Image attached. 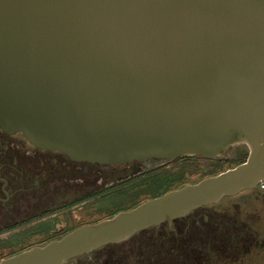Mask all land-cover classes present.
Listing matches in <instances>:
<instances>
[{
    "label": "water",
    "instance_id": "95a60500",
    "mask_svg": "<svg viewBox=\"0 0 264 264\" xmlns=\"http://www.w3.org/2000/svg\"><path fill=\"white\" fill-rule=\"evenodd\" d=\"M0 128L75 161L161 160L131 175L248 150L231 169L0 264H65L254 190L264 181V0H0Z\"/></svg>",
    "mask_w": 264,
    "mask_h": 264
},
{
    "label": "flooded vegetation",
    "instance_id": "af4514ba",
    "mask_svg": "<svg viewBox=\"0 0 264 264\" xmlns=\"http://www.w3.org/2000/svg\"><path fill=\"white\" fill-rule=\"evenodd\" d=\"M236 146L233 157L238 159L245 153L243 163L247 147ZM158 161L129 164L148 166ZM115 166L122 165L75 161L59 151L31 145L21 133L0 128V261L152 199L132 206L138 189L135 197L129 198L123 186H132L131 179L107 184V171ZM180 183L169 184L167 192L194 184ZM244 193L264 198V191L258 188L237 195ZM113 197L126 199L127 205L121 209L108 207L106 202ZM230 198L201 206L169 226L161 223L149 227L65 264H243L246 257L264 249V238L260 240L258 232L250 227L247 215L246 220L238 217Z\"/></svg>",
    "mask_w": 264,
    "mask_h": 264
},
{
    "label": "rangeland",
    "instance_id": "374dc122",
    "mask_svg": "<svg viewBox=\"0 0 264 264\" xmlns=\"http://www.w3.org/2000/svg\"><path fill=\"white\" fill-rule=\"evenodd\" d=\"M242 148V146H240ZM237 146L230 147L227 151V155H220L216 158L205 159V158H188L187 160L175 159L172 161H165L154 165L152 168L143 170L136 174L131 175L135 170L138 169L139 164H128L122 166H115L108 169L106 176L107 184L115 183V181H127L131 179V185H123L124 189H127L128 197H135V192H138V200H145L150 198V196L156 195L172 183L176 186L181 178V183H196L200 180L211 177V175L231 169L237 164L243 161V158L234 156ZM136 178V179H134ZM134 182V183H133ZM137 185V186H136ZM136 189V190H135ZM132 190L133 193L131 192ZM132 193V194H131ZM230 205H234L236 210L239 212L238 217L246 220V215L248 216V221L250 227L258 232L259 239L264 238V198L255 199L248 193L240 194L229 199ZM229 200H224L223 202H229ZM106 205L108 207L113 206L118 209L125 207L127 201L124 198L113 197L107 200ZM238 207V209H237ZM245 215V216H244ZM264 264V249L259 252L256 256H251L245 258L243 264Z\"/></svg>",
    "mask_w": 264,
    "mask_h": 264
},
{
    "label": "trees",
    "instance_id": "16d2710c",
    "mask_svg": "<svg viewBox=\"0 0 264 264\" xmlns=\"http://www.w3.org/2000/svg\"><path fill=\"white\" fill-rule=\"evenodd\" d=\"M244 155H245V153L241 156V158H244ZM188 158H186V159H183V160H187ZM217 174V173H216ZM214 175V174H213ZM179 181H181V178L179 179ZM180 184H186V183H180ZM169 190V188H168V185H166V187H164V188H162V190L159 192V194L160 195H162L163 193H166L167 191ZM158 193L156 194V195H154V196H150V198H155V197H158V195H159ZM144 200V199H143ZM143 200H141V201H143ZM140 200H138V199H136V200H134L133 201V204H132V206L133 205H136V204H138V203H140L141 202ZM127 209V208H126ZM113 216V215H112Z\"/></svg>",
    "mask_w": 264,
    "mask_h": 264
},
{
    "label": "built area",
    "instance_id": "2783aa9c",
    "mask_svg": "<svg viewBox=\"0 0 264 264\" xmlns=\"http://www.w3.org/2000/svg\"><path fill=\"white\" fill-rule=\"evenodd\" d=\"M257 188L264 191V181H260L257 185Z\"/></svg>",
    "mask_w": 264,
    "mask_h": 264
}]
</instances>
